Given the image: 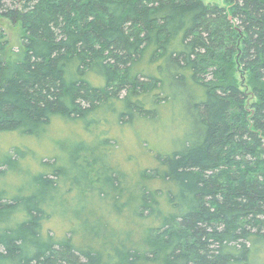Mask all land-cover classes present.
Here are the masks:
<instances>
[{
  "label": "trees",
  "instance_id": "obj_1",
  "mask_svg": "<svg viewBox=\"0 0 264 264\" xmlns=\"http://www.w3.org/2000/svg\"><path fill=\"white\" fill-rule=\"evenodd\" d=\"M224 2L0 0L22 29L16 51L0 26V264H264V0ZM173 103L180 141L140 139L125 185L110 125Z\"/></svg>",
  "mask_w": 264,
  "mask_h": 264
},
{
  "label": "rangeland",
  "instance_id": "obj_2",
  "mask_svg": "<svg viewBox=\"0 0 264 264\" xmlns=\"http://www.w3.org/2000/svg\"><path fill=\"white\" fill-rule=\"evenodd\" d=\"M205 2H216L220 5H224V0H204ZM0 26L5 33V38L9 40L10 45L14 50L18 51L21 46V37H22V29L18 24H14L10 19L6 17L0 18ZM164 117L158 123H146L142 120L138 121L137 124L132 128L125 127L124 131L118 127V125H110V132L112 135L121 138V148L120 153L116 157V159L109 160L104 162L105 165H117L122 171L130 172L131 179L125 180V185L130 186L135 183L138 179V172L140 169L145 167L148 164L146 159L140 158L137 161H128L125 158V155L128 153L129 149L139 151V142L140 139L144 138L149 143V147L153 150L163 149L164 147L175 146L180 141L182 137L183 130L187 125V120L184 119V115L182 109L178 106V103H173L170 105ZM70 123L65 122L64 120H56L53 123L52 129L49 135L40 140V142H33V145L37 148V151H40L41 156H60L64 153L65 148L69 145L67 141H69L67 136H69L71 127ZM103 127V126H102ZM105 127V126H104ZM106 128V127H105ZM77 141H88L93 143L95 135L91 136V138L84 134L81 131V128L77 127ZM13 138L9 139V142H16L17 138L12 136ZM130 140H129V139ZM83 139V140H82ZM86 139V140H85ZM129 140V141H128ZM132 140V141H131ZM59 142V143H58ZM56 148H54V145ZM131 143L133 145L131 146ZM57 144V145H56ZM63 144V146L61 145ZM56 149V150H55ZM140 152V151H139ZM83 184L87 183V181L82 180ZM133 182V183H132ZM95 195L94 197H96ZM106 205V208L109 207L108 200H101L96 197L92 201V207H100V205ZM53 227H55L56 231L59 234H62L66 228V225L63 224L62 221L55 220L51 223ZM79 223L77 222V226Z\"/></svg>",
  "mask_w": 264,
  "mask_h": 264
}]
</instances>
